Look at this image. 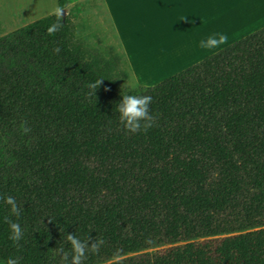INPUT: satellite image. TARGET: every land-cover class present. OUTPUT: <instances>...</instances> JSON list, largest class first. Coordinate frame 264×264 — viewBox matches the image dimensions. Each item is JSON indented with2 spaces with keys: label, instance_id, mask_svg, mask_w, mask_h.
Returning <instances> with one entry per match:
<instances>
[{
  "label": "trees",
  "instance_id": "trees-1",
  "mask_svg": "<svg viewBox=\"0 0 264 264\" xmlns=\"http://www.w3.org/2000/svg\"><path fill=\"white\" fill-rule=\"evenodd\" d=\"M57 8L0 36V193L21 208L0 201V264H62L67 233L104 240L84 264H264V26L130 87L84 43L81 4ZM124 94L153 98L147 132L123 128Z\"/></svg>",
  "mask_w": 264,
  "mask_h": 264
},
{
  "label": "crops",
  "instance_id": "crops-1",
  "mask_svg": "<svg viewBox=\"0 0 264 264\" xmlns=\"http://www.w3.org/2000/svg\"><path fill=\"white\" fill-rule=\"evenodd\" d=\"M139 85H152L264 26V0H68ZM55 0H0V36L52 14ZM226 42L202 48L208 37Z\"/></svg>",
  "mask_w": 264,
  "mask_h": 264
},
{
  "label": "clouds",
  "instance_id": "clouds-1",
  "mask_svg": "<svg viewBox=\"0 0 264 264\" xmlns=\"http://www.w3.org/2000/svg\"><path fill=\"white\" fill-rule=\"evenodd\" d=\"M60 25H56L53 28H49V34H53L55 31L60 30ZM226 36L208 37L207 40L200 42V47L210 48L226 42ZM103 79H98L91 82L88 87L91 91L96 93L97 88L102 84ZM138 86V85H137ZM135 87V86H134ZM153 98L146 94H124L120 102L116 105V110L119 113L120 123L123 128L129 133L147 132L154 126L156 117L151 114L150 105ZM31 129L24 122L23 132L29 133ZM0 201H3L10 206L11 213L17 217L21 215V208L17 204L16 198L12 195H5L0 193ZM4 220L9 225L10 235L9 239L14 244H19L23 238V230L18 222L11 220L5 216ZM66 239L71 244V252L65 251L63 248L57 249L58 254L61 257L62 264H84L85 259L89 252L95 254L98 253L100 248L104 244L102 238H93L89 234L81 239L75 233H67ZM91 241V242H90ZM20 257L9 256L5 264H20Z\"/></svg>",
  "mask_w": 264,
  "mask_h": 264
},
{
  "label": "rangeland",
  "instance_id": "rangeland-1",
  "mask_svg": "<svg viewBox=\"0 0 264 264\" xmlns=\"http://www.w3.org/2000/svg\"><path fill=\"white\" fill-rule=\"evenodd\" d=\"M55 7H56V10L53 13L58 11L57 0H55ZM84 17H86L85 13H84ZM76 22L79 24V32L85 36L84 43L89 48H92L93 50L99 52L102 55L106 53H110L109 48H108L109 45L103 42L101 38L94 31L90 29L87 21H80V19H78L76 20ZM122 72L127 73L126 77L122 75ZM115 74H116L117 80L122 84L128 85L130 87L139 85L133 80L131 75L128 76V68L124 64V61H120L118 68L115 71Z\"/></svg>",
  "mask_w": 264,
  "mask_h": 264
},
{
  "label": "water",
  "instance_id": "water-1",
  "mask_svg": "<svg viewBox=\"0 0 264 264\" xmlns=\"http://www.w3.org/2000/svg\"><path fill=\"white\" fill-rule=\"evenodd\" d=\"M59 13L61 14L62 18L64 19V17H65V10H61Z\"/></svg>",
  "mask_w": 264,
  "mask_h": 264
}]
</instances>
